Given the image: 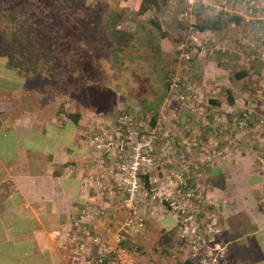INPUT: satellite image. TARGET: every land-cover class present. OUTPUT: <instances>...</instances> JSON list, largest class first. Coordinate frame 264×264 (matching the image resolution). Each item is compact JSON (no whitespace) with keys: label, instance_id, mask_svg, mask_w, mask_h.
I'll list each match as a JSON object with an SVG mask.
<instances>
[{"label":"rangeland","instance_id":"1","mask_svg":"<svg viewBox=\"0 0 264 264\" xmlns=\"http://www.w3.org/2000/svg\"><path fill=\"white\" fill-rule=\"evenodd\" d=\"M125 1L7 2L13 3V13H18L17 23L28 24L34 30L36 50L33 54L39 67L38 71L13 68V74L24 78L33 88L45 86L47 97L58 93L60 108L84 116L81 128L87 127L89 135L81 138L90 149V155L84 161L82 175L95 184L85 181V188L96 192L103 201L111 199L113 204L85 201L83 205V214H88L89 209L95 210L93 214L100 225L108 229L106 239L110 249L104 253L105 261L179 264L191 258L199 264H264V243L260 236L256 237L258 248H244L242 234L238 231L235 232L236 243L224 247L233 232L223 229L225 224L217 216V208L205 201V190L212 189L216 182L213 180L209 186H204L202 167L218 161L222 124L226 125L225 132L230 133V141L223 139L226 148L221 154L232 158L236 130L231 128L235 114L227 116L230 108L226 104L215 106L211 100L209 102L210 97L198 103L181 91V82L172 93L180 92L187 95V99L179 102L173 97L168 102L172 76L181 79L178 67H173L178 58L175 45L180 24L175 15L182 7L181 0L172 9L165 6L167 0L158 11L149 9L141 15L136 14L138 5H132L135 0H130L131 6H126ZM210 4L208 8H195L191 21L198 23L223 12L249 18L239 5H233L229 11L218 7L217 0H210ZM107 9L117 10L119 28L132 34L126 45L113 55L101 19ZM164 10L170 18L168 24H163L159 18ZM251 17L264 19V10L255 11ZM151 18L159 25V30L165 32L163 38H159L157 28L148 22ZM220 20L223 19L220 17ZM230 23H220L214 30L216 37L227 34L229 40L240 44L244 57L252 59L247 58L248 62L242 64L235 62L236 65L223 62V68L235 72L240 66L250 67L251 61L264 69V28L261 34L250 30L243 22L235 27ZM216 37H212L214 41L210 46L211 42L206 41L204 55L195 54L190 62L208 60L213 68H219L232 44L222 42L227 43L224 53L225 47L215 41ZM166 45L167 50L163 47ZM262 93L264 96L263 90ZM201 104L204 108L199 109ZM254 113L253 110L250 126L264 117V114L255 117ZM184 145L197 149L199 162L188 161V151L182 150ZM133 161L137 164H132ZM215 180L218 183L216 177ZM89 223H85L84 229L88 234ZM94 238L101 242L97 236ZM90 242L95 244L92 239Z\"/></svg>","mask_w":264,"mask_h":264},{"label":"crops","instance_id":"2","mask_svg":"<svg viewBox=\"0 0 264 264\" xmlns=\"http://www.w3.org/2000/svg\"><path fill=\"white\" fill-rule=\"evenodd\" d=\"M139 1L135 0L132 5H138ZM178 1L169 0L165 6L172 9ZM125 2L126 6H131L130 0ZM167 13L164 10L159 17L163 24L170 22ZM240 18L237 25L243 22L251 27L250 30L263 34L264 19ZM190 22V17L186 24L180 22L177 26L179 34L187 30ZM229 25L237 26L233 22ZM204 32L207 37L217 36L214 30ZM227 37L225 34L222 38H215L221 43L229 41L232 44L219 68H213L208 60L204 63L179 58L173 67H178L177 74L184 84L181 91L198 103L210 97L209 102L211 100L215 106L226 104L230 108L227 116L235 114L231 129L236 130L234 124L238 111L247 108L251 112L254 110L255 117L264 114V69L251 61L250 67L240 66L235 72L223 68V62L224 65L230 62L242 64L252 59L244 57L240 44ZM223 46L225 53L227 43ZM163 47L167 50V45ZM13 73V68L5 66L1 60L0 264H93L90 261L94 262L98 250L110 249L106 239L108 229L100 225L93 211L88 215L82 214L85 210L83 205L85 201L113 204L111 199L103 201L96 192L91 193V189L85 188L86 182H93L82 175L84 161L90 155V149L81 138L89 135L87 127L81 128L84 116L75 121L73 110L66 112V108L58 106V93L47 97L45 86L33 88L24 78ZM224 75H229V78ZM168 94L169 102L175 94L171 91ZM202 108L201 104L199 109ZM257 123L258 120L245 135V131L233 132L236 143L231 159L221 154V150L226 148L223 139L230 138V133L225 132L226 125L222 124L218 161L202 167L205 171L202 177L206 182L204 186H209L213 180L216 182L212 189L205 190V201L217 208V216L225 224L223 229L233 232V236L226 239L224 247L227 248L238 240L235 235L238 231L242 234L240 238L244 248H258L257 236L264 243V178L256 164L257 155L264 157V130ZM182 150L188 151V161L199 162L196 148L184 145ZM107 212L111 211L107 209ZM88 221L90 234L81 224ZM95 236L101 242L91 243L90 239Z\"/></svg>","mask_w":264,"mask_h":264},{"label":"trees","instance_id":"3","mask_svg":"<svg viewBox=\"0 0 264 264\" xmlns=\"http://www.w3.org/2000/svg\"><path fill=\"white\" fill-rule=\"evenodd\" d=\"M7 2H13V0H0V59L5 66L15 68L16 70L27 71L30 68H34L35 71H38V59L33 54V50H36L33 43L34 30L32 26L29 28L28 24H24L23 22L17 23L18 13H13V3ZM166 2L167 0H140L136 14L141 15L149 9L158 11ZM66 15L69 16L68 14ZM220 17L223 19L222 22ZM118 18V11L112 9L105 10L101 17L105 35L111 43V55L122 48V45H126L125 43L132 38L130 32L119 28ZM239 19L240 17L236 14L223 12L218 17L201 19L198 23L194 21L192 24L198 31L216 30L220 23H237ZM148 22L157 28L159 38L165 36V32L159 30V25L152 18ZM74 115L76 116L75 121L79 119L80 115L75 112ZM96 257L97 255L95 256V260ZM95 260L92 263L95 264ZM102 264H106V261L103 260ZM179 264L199 263L191 258H185Z\"/></svg>","mask_w":264,"mask_h":264},{"label":"built area","instance_id":"4","mask_svg":"<svg viewBox=\"0 0 264 264\" xmlns=\"http://www.w3.org/2000/svg\"><path fill=\"white\" fill-rule=\"evenodd\" d=\"M220 8L224 10H229L234 5H239L244 12L249 16H253L254 12L260 9L264 10V4L262 3V0H217ZM182 7L177 11L175 18L177 21L184 22L191 16V12L195 8H208L211 6L210 0H181ZM207 30L198 31L196 28H194L193 24L190 22L187 30L181 32V34L178 35L176 45H175V52L177 54V57L183 61H190V59L196 54L200 55L205 51L206 47V41L209 40L211 43H209V46L212 44L214 39L212 37H207V34L204 32ZM261 32V31H260ZM216 41V39H215ZM217 42V41H216ZM218 47V46H217ZM224 48V46H222ZM223 48H220L221 50ZM179 82L182 86H184L183 82L180 78L172 76L171 82L169 83V90L173 92V90H176V88L179 86ZM175 99H177L179 102H184L187 99V95L178 92L177 95L175 94ZM250 121H251V111L247 108L240 110L238 113V116L235 121V129L237 131H246L250 127ZM258 126L262 127L264 130V117L258 118ZM263 137H264V131H263ZM225 141L229 142L230 139L228 137L224 138ZM99 147V145H97ZM136 150V149H135ZM223 152V150H221ZM217 153H220V150L217 151ZM132 164H137L136 161H133ZM256 164L259 167L261 174L264 178V157L263 156H256ZM131 167V166H130ZM120 169L123 170V167ZM264 189V185H263ZM264 210V205H263ZM89 211H92L89 209ZM85 211L83 210V213ZM94 214H96L95 210L93 211ZM99 212L102 213V210ZM82 213V214H83ZM89 213V212H88ZM88 215L87 213H85ZM86 223V222H85ZM85 223L84 228H85ZM93 241L97 243V239L93 238ZM108 253L107 250L101 249L99 255H97L95 264H102L103 260H105V254ZM106 264H115L114 261H106Z\"/></svg>","mask_w":264,"mask_h":264},{"label":"flooded vegetation","instance_id":"5","mask_svg":"<svg viewBox=\"0 0 264 264\" xmlns=\"http://www.w3.org/2000/svg\"><path fill=\"white\" fill-rule=\"evenodd\" d=\"M130 99H132V98H130ZM116 100V99H115Z\"/></svg>","mask_w":264,"mask_h":264}]
</instances>
